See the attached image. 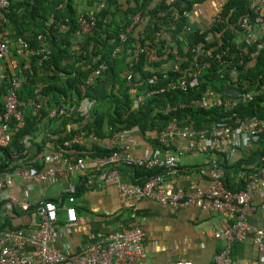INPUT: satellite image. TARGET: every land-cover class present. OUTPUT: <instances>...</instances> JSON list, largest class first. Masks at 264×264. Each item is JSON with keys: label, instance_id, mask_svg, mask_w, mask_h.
<instances>
[{"label": "built area", "instance_id": "1", "mask_svg": "<svg viewBox=\"0 0 264 264\" xmlns=\"http://www.w3.org/2000/svg\"><path fill=\"white\" fill-rule=\"evenodd\" d=\"M9 1L0 0V61L4 60L11 50V40L6 32L8 19L5 14ZM166 1L172 4L177 0ZM247 2L251 9V16L245 15L240 21L242 36L237 40H240L239 42H242L243 46L236 45V49H238L237 65L243 63L242 56L246 55L247 47L260 43L264 36V0H247ZM194 7L190 10L179 11L174 9L170 12L169 18H186V23L180 33L174 35L169 31L168 25L157 22V29L153 31L151 39L144 40V45H154L162 41L165 47H170L175 44L177 38L186 42L184 35L195 29L189 22ZM222 8L223 3L217 4L203 27L196 28L202 33L221 23L223 21ZM157 15L164 17L166 12L159 11ZM141 22L140 13H134L130 23L120 32V41L124 42L130 35L136 34L140 29ZM76 23L75 36L81 38L95 26L96 14L93 12L78 13ZM37 38L40 42L37 52L42 54V58H47L49 50L45 47L40 34ZM211 38V33L208 32L205 40ZM14 43L16 54L28 56L32 52L28 42L22 37H16ZM183 48L185 51L186 47L183 46ZM119 50L120 45L114 48L112 56H115ZM229 51V48L225 47L213 53L204 43H200L190 48L189 54L193 55L194 59L189 62L190 65L187 67L181 68L179 63L187 61L188 56L175 51H172L170 59L160 65L152 66L144 63L143 69L151 73L150 76L142 78L139 72L134 73L133 76L129 73L127 76L129 92L131 93L130 110L142 108L149 98L166 91L189 93L199 86L201 75L205 69L211 66V59L221 67L230 65V60L227 59ZM139 52H144L145 57L149 54L147 49L143 47L139 49ZM152 55L153 53H151V59ZM13 67H15L14 62ZM106 69L107 64L105 62L99 63L88 73L85 80L78 84L82 100H85L86 91L90 85L96 80L104 79ZM169 69L178 73L175 79H170L161 86L140 89L145 81L153 82L158 71L164 72V77H167L165 73ZM6 77V73L0 72V80ZM26 82V76L21 70L14 71L7 79L3 94V111L0 115V147L10 143L12 131L16 130V127L11 128L10 123L13 121L22 122L27 105L39 117L42 115V109L46 110L49 117L55 115L72 117L78 115L83 109L84 100L79 104L47 107L43 101L39 85L33 90L35 98L26 104L19 100L17 95ZM262 91H264V83L257 89L248 92L239 93L229 89L226 96H222L221 93L211 87H206L197 98L188 103H167L161 111L164 114H169L188 106L203 110L220 108L222 111H227L238 103L251 101L256 93ZM263 130L264 116L246 121L232 115L222 116L219 121L210 120L203 128H199L193 123H180L179 118L171 116L167 124L155 133L159 145L153 146L152 150L143 156H137L132 151L133 141L130 134L133 129H124L103 137H98L94 132L87 133L84 130H78L62 142L61 148L42 153L41 158L44 165L40 169L19 165L11 172L0 173V189L10 185L14 178L23 180L30 187L37 183L52 184L56 177L88 173L105 184L114 185L119 199L127 203L133 213L136 203L143 199L159 203L170 213L187 207L227 213L232 217V221L224 229L213 231V236L222 242L213 255L212 264H235L232 257V247L234 243L241 242L247 237H251L258 250L264 253V226L251 224L248 220V215L254 208L252 195L256 192H262L264 189V153L261 158L263 165L248 175L244 187L239 190L228 189L224 185L223 177L218 174L212 176V181L194 188H187L182 185H166V175L178 167L180 157L185 154L210 151L213 149V145L220 141H226L231 147H236L240 141L245 142ZM182 141H184L183 144ZM82 143L90 145L97 143L104 149L113 150L103 156H80L74 153L72 146ZM134 166L142 169L162 167L164 172L152 175L139 185L124 179L121 174L122 169ZM72 192L73 189H67L66 204L62 205L65 212V224L68 227L67 231L76 222L73 205L75 198ZM2 198L5 211L24 212L33 208L30 214H33L32 216L35 218L30 225L0 231V264H140L145 255V234L138 223L118 228L106 240L99 239L75 249L69 243L59 240L62 235L56 230L59 207L51 198L34 200L27 194L23 199L9 195H3ZM261 209L264 217V203ZM168 264L193 263L190 259H178Z\"/></svg>", "mask_w": 264, "mask_h": 264}, {"label": "trees", "instance_id": "2", "mask_svg": "<svg viewBox=\"0 0 264 264\" xmlns=\"http://www.w3.org/2000/svg\"><path fill=\"white\" fill-rule=\"evenodd\" d=\"M24 1L33 6L34 11L31 16L26 12L17 13L19 2L16 0L9 1L5 12L8 23L14 26V37H22L26 40L32 51L28 55L30 67L23 68L22 64L19 65L27 79L18 91L19 100L29 104L35 98L34 88L39 85L47 107L79 104L84 99L82 100L78 84L83 82L88 73L99 63L105 62L107 69L104 79L96 80L87 88L83 109L76 116L49 117L46 110L42 109V115L39 117L27 105L22 122L10 123L11 128L16 127V130L12 131L10 143L0 147V173L11 172L19 165L40 169L44 164L42 158H38L37 155L43 151L46 143L48 142L51 149H59L62 142L78 130L94 132L98 137H103L124 129L137 128L139 133L145 136L148 131L159 132L171 116L179 118L180 123H193L199 128L205 127L210 120L219 121L222 116L232 115L242 121L264 116V91L256 93L251 101L238 103L227 111H222L220 108L203 110L194 106L178 109L169 114L161 111L167 103H188L197 98L206 87H211L222 96H226L229 89L239 93L248 92L264 83V36L260 43L247 47L241 65L236 63L238 60L236 45L243 46V43L237 40V35L242 36L240 21L245 15L251 16L247 0H225L221 23L202 33L195 28L184 35L186 42L177 38L175 44L170 47H165L162 41L154 45H144V40L151 39L153 31L157 29V22L168 25L169 31L174 35L180 33L186 18H169L170 12L174 9L190 10L206 0H177L172 4L166 0H105L96 12L95 26L81 38L75 36L78 13L73 7L72 0ZM159 11H165L166 16H158ZM137 12L140 13L142 21H145L142 31L139 30L136 34L130 35L126 41L121 42L120 32L130 23L131 16ZM208 32L211 33L212 38L205 40ZM39 34L49 50L47 58H42V54L37 52L40 47L37 38ZM200 43H204L213 53L228 47L230 51L227 59L230 60V65L221 67L211 59V66L204 70L199 86L194 90L189 93L166 91L149 98L142 108L130 110L131 93L127 79L129 73L133 76L134 73L139 72L142 78L150 76L151 73L143 69L144 63L152 66L165 63L172 57V51L188 56L187 61L179 63L181 68L187 67L194 59V56L189 54L190 48ZM118 45H120L119 52L112 56V51ZM183 46L186 47L185 51ZM142 47L147 49L148 56L145 57L144 52H139ZM13 52L16 54L15 49ZM151 53H153L152 59ZM7 72V77L0 80L1 95L5 92L7 79L12 75L11 72ZM163 73L158 71L154 81H145L140 89L164 85L178 76L177 72L170 69L165 73L167 77H164ZM2 111L3 103L0 102V115ZM37 135L40 136L39 142L33 139ZM250 140L252 143L250 150L243 152V157L234 165L227 167L224 160L226 171L234 168L235 171L242 170L247 174L255 172L263 165L261 158L264 153V130L250 137ZM151 142L152 146L159 145L156 138H151ZM72 150L80 156L84 153L90 156H103L111 153L113 149H104L99 144L93 143L88 148L84 144H75ZM132 168L133 183L139 185L152 175L164 172L162 167ZM222 179L224 185L231 190H239L245 184L242 187L232 188L226 178ZM86 181V177L82 178L80 185L72 192L74 197L84 189ZM51 200L58 207L60 206L56 200L53 198ZM3 203V200L0 201V207ZM32 209L23 213L30 214ZM19 214L15 211L0 214V231L26 226L27 224L17 223L14 220Z\"/></svg>", "mask_w": 264, "mask_h": 264}, {"label": "crops", "instance_id": "3", "mask_svg": "<svg viewBox=\"0 0 264 264\" xmlns=\"http://www.w3.org/2000/svg\"><path fill=\"white\" fill-rule=\"evenodd\" d=\"M17 13L26 12L28 16L33 13L32 4L24 0H16ZM105 0H72L73 7L77 13L96 12L102 7ZM225 0H206L196 4L190 16L189 22L192 27H203L207 22L213 9ZM142 21L139 28L144 26ZM139 29V30H140ZM6 32L10 37V52L8 56L0 61V72L13 73L23 68L30 67V58L14 54V26L6 24ZM237 38H240L237 35ZM13 62L15 67H13ZM45 102V98L43 99ZM0 102L3 103V94H0ZM46 104V102H45ZM153 131H148L145 136L141 135L137 128L131 131L130 138L133 143V153L143 156L152 150L151 138H155ZM40 141V136L33 138ZM184 141H182V144ZM89 147L90 144L82 143ZM251 140L240 141L237 147H231L226 141H220L213 145L210 151H200L185 154L179 159L178 167L166 175L165 184L169 186L182 185L187 188L203 186L212 181V176L218 174L228 180L232 188L242 187L250 173L225 169L243 157V152L251 148ZM31 145V144H29ZM240 147V148H239ZM50 145H45L43 151L37 157L41 158L44 151H51ZM86 154V155H85ZM83 156H90L84 153ZM225 160L226 166L223 163ZM133 168L122 169L124 179L133 183ZM86 177V186L74 198L76 222L70 230H66L65 212L62 205L66 204L67 189H75L80 185L82 178ZM88 173H75L66 177H56L52 184L37 183L30 187L19 179L14 178L10 185L0 189V201L3 195H9L23 199L25 194L32 199L53 198L59 203L58 220L56 230L62 233L59 240L72 245L75 249L82 245L95 242L99 239L110 237L118 228L140 224L144 231V257L140 264H168L178 259H190L193 264H212L214 253L221 245V240L213 236V231L224 229L232 217L227 213L209 211L197 207H187L168 212L159 203L143 199L136 203L134 213L128 204L122 202L117 190L112 184H105L97 178L93 179ZM245 185V184H244ZM64 194V195H63ZM63 195V197H61ZM264 203V189L252 195L253 210L248 215L251 224L264 226V217L261 206ZM5 211L3 205L0 214ZM15 217L17 223L32 224L33 214L23 212ZM232 257L235 264H264V253L259 251L251 240L234 243Z\"/></svg>", "mask_w": 264, "mask_h": 264}]
</instances>
